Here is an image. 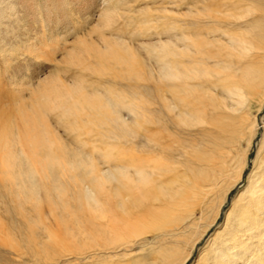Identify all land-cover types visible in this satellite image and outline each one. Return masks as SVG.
Returning <instances> with one entry per match:
<instances>
[{
  "label": "bare ground",
  "instance_id": "1",
  "mask_svg": "<svg viewBox=\"0 0 264 264\" xmlns=\"http://www.w3.org/2000/svg\"><path fill=\"white\" fill-rule=\"evenodd\" d=\"M41 1L0 4L12 23L25 10L31 58L49 59L37 7L49 33L71 14L91 22L51 73L28 76L29 95L0 99V249L33 264H186L204 240L194 264H264V0ZM9 30L1 51L20 43ZM149 235L170 243L128 253Z\"/></svg>",
  "mask_w": 264,
  "mask_h": 264
},
{
  "label": "rangeland",
  "instance_id": "2",
  "mask_svg": "<svg viewBox=\"0 0 264 264\" xmlns=\"http://www.w3.org/2000/svg\"><path fill=\"white\" fill-rule=\"evenodd\" d=\"M17 1H19V0H0V4L2 5V4H4L5 6H4V8L6 7V4L7 3H11V2H17ZM91 1H93L94 2V4L96 5L95 7H97L94 11H96V12H99L100 11V9L103 7V3H104V1L103 0H91ZM98 1V2H97ZM114 1H119V0H114ZM120 1H122V3H120L119 4V8H120V10H121V8H122V10H124L125 9V7L128 5V4H130V5H132V1L133 0H120ZM153 1H154V3H153ZM170 1V2H169ZM142 2H144L145 3V5H147V6H159V7H161V6H165V7H167V8H171L172 7V0H143ZM99 3V4H98ZM127 3V4H126ZM143 4V3H142ZM1 5H0V9H1ZM16 6L15 7H17L16 8V10H17V12H11V17H13V15H15L16 16V22H14V23H12L11 22V19H9V18H7L8 17V14H7V12H8V10L6 11V12H4L3 10H2V12H1V10H0V26L2 27L3 25H11L12 26V29L14 30H9V31H11V32H13V33H17V34H19V38H21V39H19L20 40V43L18 42L17 43V45H16V47L14 48V50H8L7 48H5V50L4 51H1V49H0V52H2L3 54H1L0 55V83H1V86H0V99L1 100H3L4 99V101H5V99H6V101L8 100V97H11V96H13V94H25L26 96L27 95H29V93L26 91L27 90V86H28V84H27V82H28V78L30 77V78H32V80L35 78V76L36 75H42V74H45V73H51V71L52 70H54L55 69V66H56V62H57V57L61 54L62 55V52H64V48H66L67 46H69L70 47V44L68 43H65V39L66 40H72V39H74V38H76L77 36H79V35H82L83 33H84V31L87 29V28H89V23L91 22V21H86L85 19H83V16H80L79 18L77 17V16H75V14H71L70 15V17H73V21L71 22V21H69V22H67V23H65L64 25H63V27H61L60 29H55L56 31H53V32H50L49 33V30L47 29V27H45V24H46V22L44 21L45 19H44V10H43V8H40V7H37L38 9H40V12H39V14H37L40 18H41V20H42V23H41V20L37 23V26L40 28V31H39V35L38 36H40V40L38 41V43L37 44H39L40 46H44V48H45V52L48 54V56H47V58H49V59H46L45 61H40V60H38V59H34V58H31V57H29V54L28 53H26V52H24V50H22L23 49V46H21V42L23 41L22 40V38L24 39L25 37L23 36V31H24V27H23V24L22 23H24V18H25V16H21V15H23V14H26V12H25V10L23 9V11L20 9L21 8V5H18V4H15ZM43 5H45V4H43V0L40 2V6H43ZM123 5V6H122ZM137 5H139V4H137ZM184 6H186V4L184 5ZM3 8V9H4ZM23 8V7H22ZM19 9V10H18ZM43 11V12H42ZM42 13V14H41ZM7 16H6V15ZM87 14V13H86ZM5 15V16H4ZM18 15H20V16H18ZM41 15V16H40ZM74 17H75V19H74ZM88 19V18H87ZM90 19H92L93 20V18H89V20ZM12 20H13V18H12ZM23 21V22H22ZM44 21V22H43ZM5 22H10L9 24L8 23H5ZM71 22V23H70ZM86 22V23H85ZM119 23H123L124 22V20L123 19H121L120 21H118ZM3 23H5V24H3ZM39 23H41V24H39ZM77 24H80V25H77ZM16 25V26H15ZM86 25V26H85ZM65 26H67V27H65ZM18 28V29H15V28ZM70 28H72V29H70ZM17 30V31H16ZM82 30V31H81ZM61 31H62V33H61ZM21 33V34H20ZM51 33H55L54 34V37H52L51 39H50V36H49V34H51ZM81 33V34H80ZM77 34V35H76ZM57 35V36H56ZM21 36V37H20ZM51 40H53L52 42H51ZM59 40V41H58ZM58 41V42H57ZM53 42H55V44L56 45H58V43H59V45H62V46H59L60 47V50H58L56 53L54 52V51H52V49H51V47H52V43ZM19 44V45H18ZM64 44H66V45H64ZM68 47V48H69ZM62 50V51H61ZM5 54V55H4ZM55 54H56V57H55ZM4 55V56H3ZM15 57V58H14ZM16 57H17V59H16ZM53 59V60H52ZM6 60V61H5ZM11 62H10V61ZM26 60V61H25ZM13 61V62H12ZM3 64V65H2ZM5 64V65H4ZM14 64H16V65H18V66H25L24 67V69H21L22 71L21 72H23V78L22 79H20L18 82H20V83H18V82H11V79H10V76L12 75V73H14V72H11V71H15L14 70V67L12 66V65H14ZM30 66H31V68H30ZM34 66V67H33ZM39 68H38V67ZM45 66V67H44ZM2 67H4V68H2ZM20 67V68H21ZM36 68H37V70H36ZM45 68V69H44ZM2 69V70H1ZM24 70V71H23ZM27 70V71H26ZM40 70V71H39ZM43 70V71H42ZM3 71V72H2ZM5 71V72H4ZM7 72V73H6ZM33 72H35V73H33ZM34 74H35V76H34ZM2 75H4V76H2ZM31 75V76H30ZM29 76V77H28ZM24 82V83H23ZM2 83H3V86H2ZM8 83V84H7ZM17 83V84H16ZM27 85H26V84ZM1 87H3V88H1ZM15 88V89H14ZM6 89V90H5ZM21 89V90H20ZM13 90V91H12ZM24 90L26 91L25 93H24ZM1 91H2V93H1ZM9 91V92H8ZM17 93H16V92ZM22 91V92H21ZM3 92H4V94H3ZM10 94V95H9ZM3 97V98H2ZM264 116V108H263V110L260 112V114H258V118H259V120H260V118H262ZM261 135H262V132H261V128H260V131H259V133H258V137H256V139L253 141V144H252V146H251V148H250V151L248 152V157H249V162L247 163V165L245 166V168H244V171H243V173H242V183L241 184H239V182L236 184V186H234L232 189H231V191L229 192V194L227 195V197H226V202H225V206H223V208L221 209V211H220V214H219V217H218V219H217V223L216 224H220L221 222H223V220H225V212H226V210L230 207L229 205H231V201H232V198H234L235 196H236V193H238V191L243 187V185H244V183L246 182V180H247V176H249V174L251 173V171L253 170V167H254V159H255V157H256V155H257V150L259 149V145H258V143H259V141H258V139L260 140V138H261ZM246 145V142L244 141L243 142V146H245ZM253 147V148H252ZM258 147V148H257ZM251 168V169H250ZM251 170V171H250ZM244 175V176H243ZM247 177V178H246ZM241 180V179H240ZM242 185V186H241ZM236 187V188H235ZM222 213V214H221ZM210 214V213H209ZM214 215V214H213ZM196 216L197 217H199L200 216V210L198 209L197 211H196ZM224 218V219H223ZM2 226H7L8 224H1ZM8 227V226H7ZM217 227V226H216ZM216 227L214 226L213 228H212V230L211 231H209V233L210 234H208L207 233V235H206V237H205V240L209 237V235H211V232H213L215 229H216ZM10 228V227H9ZM215 228V229H214ZM214 229V230H213ZM10 230L11 231H13V228H10ZM22 231H24V230H22ZM154 240V241H153ZM160 239L159 238H155L154 239V237L152 236V235H149L148 236V238H147V240H138V241H136L134 244H133V246H132V250H130V251H128V253L130 254V253H132V254H134V255H137V256H139L141 253L142 254H147V253H153V254H156L155 252H156V250L158 249V248H161V246H163V247H165V246H167L168 245V243H170V242H168V241H166L165 243H163L162 244V242L160 243V242H157L156 243V241H159ZM168 240H169V238H168ZM152 243H151V242ZM170 241V240H169ZM138 245H137V244ZM181 245H185L186 243H184V242H182V243H180ZM205 245V241L203 240V242H201V243H199L198 244V248L197 249H201V247L200 246H204ZM3 248V247H2ZM150 248H152V249H150ZM186 249V251H187V249H189V248H185ZM195 250V253L190 257V259L187 261V263L186 264H194L195 263V260L196 259H198V250ZM5 250H7L6 252L5 251H2V249H0V264H15L16 262L18 263V264H33L32 262H33V260L30 258V254H24V256H22V257H20V258H17V260H16V253H14V255H13V251H12V253H10V250H8V249H5ZM2 251V252H1ZM124 251V252H123ZM121 250V251H119V253H117V255H119V256H117V259H116V261H119V260H122V259H124V257H120V256H122L123 255V253H125L126 251L125 250ZM134 251V252H133ZM10 253V254H9ZM26 255V256H25ZM30 255V256H29ZM57 256H60V255H57ZM27 257H29V258H27ZM72 258H74V257H72ZM29 259H31V260H29ZM11 260V261H10ZM24 260H29L30 262H24ZM60 262H51V263H48V262H44V261H40V262H43L42 264H65V262H67V263H69V259H67V257H64L63 256V259L62 260H59ZM97 260H95V262H96ZM16 263V264H17Z\"/></svg>",
  "mask_w": 264,
  "mask_h": 264
}]
</instances>
